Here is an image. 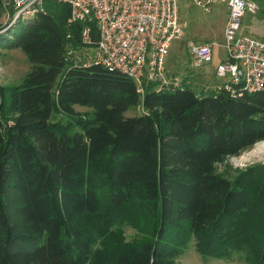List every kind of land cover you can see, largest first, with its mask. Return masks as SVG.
Returning a JSON list of instances; mask_svg holds the SVG:
<instances>
[{
	"label": "trees",
	"instance_id": "trees-1",
	"mask_svg": "<svg viewBox=\"0 0 264 264\" xmlns=\"http://www.w3.org/2000/svg\"><path fill=\"white\" fill-rule=\"evenodd\" d=\"M42 6L0 34V49H18L30 64L17 85L0 86V264L101 257L77 220L96 221L102 202L90 167L104 157L106 207L136 204L151 221L149 238L118 246L113 264H174L187 236L202 260L242 250L248 264H264V165L232 181L215 172L264 140V90L197 95L183 83L160 92L143 83L138 94L123 75L68 66L65 46L79 45L82 23L69 21L65 3ZM73 106L90 117L74 118ZM136 106L140 114L124 116ZM55 109L67 125L49 121Z\"/></svg>",
	"mask_w": 264,
	"mask_h": 264
},
{
	"label": "built area",
	"instance_id": "built-area-1",
	"mask_svg": "<svg viewBox=\"0 0 264 264\" xmlns=\"http://www.w3.org/2000/svg\"><path fill=\"white\" fill-rule=\"evenodd\" d=\"M45 0H0L9 24L31 19L43 10ZM69 7V21H80L79 45L65 46L68 66L97 65L131 80L141 94L143 83L154 84L156 92L177 88L181 80L164 67L169 42L183 34L178 23L177 0H53ZM209 13L219 0H191ZM261 0H221L225 10L223 59L215 68L218 78L247 93L264 90V37L239 35L244 14H254ZM95 36L91 35V26ZM213 42L189 43L188 67L211 62ZM237 72L241 73L240 79Z\"/></svg>",
	"mask_w": 264,
	"mask_h": 264
},
{
	"label": "rangeland",
	"instance_id": "rangeland-1",
	"mask_svg": "<svg viewBox=\"0 0 264 264\" xmlns=\"http://www.w3.org/2000/svg\"><path fill=\"white\" fill-rule=\"evenodd\" d=\"M178 23L183 27V34L179 38L169 42L168 53L164 59V67L169 75H175L185 85L191 87L194 92L204 94L214 91L224 83H229L226 78H218L215 75L217 64L223 59L222 39L225 10L223 3L214 5L209 13L202 12L191 0H177ZM23 20L18 24H9L5 19L3 9L0 10V34L7 32L10 28L22 25ZM2 28V29H1ZM239 35L264 37V5L254 14H244L241 21ZM213 42L211 62L199 68L188 67V55L186 54L187 43ZM74 48V47H73ZM30 69V64L24 54L18 50L0 49V86L10 87L17 85L22 77ZM190 79V81H189ZM76 113L74 118H89L91 111L84 107L73 106ZM142 112L140 106L127 110L125 117L136 116ZM51 123L67 125L68 118L58 110H54L50 120ZM77 130L76 126L71 127ZM264 142L260 141L241 153L237 157H230L221 165H216V174L232 181L238 171L247 166L264 165V150L259 148ZM261 150V151H260ZM105 158V157H104ZM104 158L99 159L90 167V172L95 181L99 197L101 198V209L96 221L107 220L109 222L102 232L94 230V222L87 217H80L77 220L78 226L82 229L90 241L91 253L98 257L97 261L91 264H113L110 253H114L118 246L133 244L149 238L151 221L146 217L141 207L136 204L125 206L121 211L112 212L105 204V180L103 177ZM248 254L245 251L232 252L228 258L216 260H202L195 252L193 239L185 237L182 244V251L174 260V264H248ZM264 259V254L260 255ZM260 256L254 258L255 262Z\"/></svg>",
	"mask_w": 264,
	"mask_h": 264
},
{
	"label": "crops",
	"instance_id": "crops-1",
	"mask_svg": "<svg viewBox=\"0 0 264 264\" xmlns=\"http://www.w3.org/2000/svg\"><path fill=\"white\" fill-rule=\"evenodd\" d=\"M190 43H192V42H190ZM193 43H194V42H193ZM188 44H189V43H187V45H188ZM186 48H187V46H186ZM186 54H187V52H186ZM188 58H189V56H188ZM188 62H189V61H188ZM222 79H223V78H222ZM181 81H183V79H182ZM189 81H190V79H189ZM190 82H191V81H190ZM181 83H182V82H181ZM183 84H184V83H183ZM224 84H225V83H224ZM224 84H222V85H224ZM222 85H221V86H222ZM221 86H219V87H221ZM219 87H218V88H219ZM190 88H191V87H190ZM218 88H217V89H218ZM208 92H211V91H208Z\"/></svg>",
	"mask_w": 264,
	"mask_h": 264
},
{
	"label": "bare ground",
	"instance_id": "bare-ground-1",
	"mask_svg": "<svg viewBox=\"0 0 264 264\" xmlns=\"http://www.w3.org/2000/svg\"><path fill=\"white\" fill-rule=\"evenodd\" d=\"M259 148H261V150H262V149L264 150V142L261 144V146H260ZM261 150H260V151H261Z\"/></svg>",
	"mask_w": 264,
	"mask_h": 264
},
{
	"label": "water",
	"instance_id": "water-1",
	"mask_svg": "<svg viewBox=\"0 0 264 264\" xmlns=\"http://www.w3.org/2000/svg\"><path fill=\"white\" fill-rule=\"evenodd\" d=\"M241 73L237 72V78L240 79Z\"/></svg>",
	"mask_w": 264,
	"mask_h": 264
}]
</instances>
